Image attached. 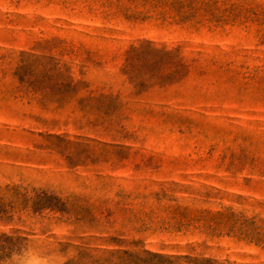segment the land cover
<instances>
[{"label": "rangeland", "instance_id": "374dc122", "mask_svg": "<svg viewBox=\"0 0 264 264\" xmlns=\"http://www.w3.org/2000/svg\"><path fill=\"white\" fill-rule=\"evenodd\" d=\"M142 40L184 76L134 88ZM57 68L112 93V124L33 92ZM162 186L180 208H90ZM0 264H264V0H0Z\"/></svg>", "mask_w": 264, "mask_h": 264}, {"label": "trees", "instance_id": "16d2710c", "mask_svg": "<svg viewBox=\"0 0 264 264\" xmlns=\"http://www.w3.org/2000/svg\"><path fill=\"white\" fill-rule=\"evenodd\" d=\"M22 54L26 53L22 52ZM32 55L35 56L34 54ZM186 68L187 65L179 56L177 49H168L166 46L159 47L150 40H142L138 44L131 45L125 51L123 71L134 88L146 86L148 89L158 85L160 82H163V85L178 82L184 76ZM139 71H146L149 75L146 78H140L137 76V72ZM38 76L41 81L40 86L30 84L29 87L33 92L40 93L44 99L51 98L54 102L62 104L74 101V110L83 111V117L96 123H107V125H110L113 122L112 118L119 115V111L116 108L115 110H111L107 102L108 98L112 96L111 92L106 93L103 90L88 89V85L84 80H75L66 69H49L41 72V75ZM24 81L25 75L23 74L19 82L23 84ZM83 90H86L84 95L81 94ZM85 140H88V142L82 143L72 140H67L66 142L73 146H83V149L86 151L82 150V152L87 153L84 160H89L91 163L100 161L104 154L98 152L96 146L93 143L90 144V142H94L95 144L101 143L91 139ZM103 146H108V144L105 143ZM170 191L171 188L165 186H162L157 191H150L148 193L120 189L116 193V197L118 198L116 201L113 199L93 200L90 202V208L96 212H125L132 211L133 209L140 212L149 208L152 210L171 211L172 208H180V206L169 205L168 202L177 200L176 198H172L169 193ZM214 216L222 217L224 215L221 212H215ZM219 225L215 222L207 224L209 228L214 229L217 226L220 229L228 226L231 227L229 229H235L234 224L227 225L224 223ZM239 231L242 235L256 240H261L263 236L262 234L253 233L248 228H240Z\"/></svg>", "mask_w": 264, "mask_h": 264}]
</instances>
